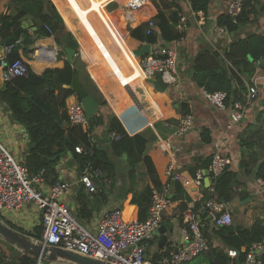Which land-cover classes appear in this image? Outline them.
Here are the masks:
<instances>
[{
	"label": "crops",
	"instance_id": "crops-1",
	"mask_svg": "<svg viewBox=\"0 0 264 264\" xmlns=\"http://www.w3.org/2000/svg\"><path fill=\"white\" fill-rule=\"evenodd\" d=\"M230 1L210 0L205 15L202 12L193 13L188 0H144L145 6L138 12L137 18L132 22L133 26L125 28L118 9L114 7V11L107 10L110 6H106L108 0H0V16L5 13L14 15L23 12L19 22H26L27 28L23 32L33 38L32 44L27 47L29 53L35 49L45 56L63 52L62 45L65 42L59 40L58 32H71L83 50L82 57L88 64V77L97 90L99 89L101 96L107 100L106 108L109 113L119 120L129 136L137 135L147 128L155 135V142L151 145L148 143L143 153L148 152L155 162L161 181L169 184V205L162 211V221L158 227L163 228L160 234L167 236L166 241L159 246L158 236L155 235L145 251L146 258L153 262L162 255L161 251L164 249L174 244H182V225L178 220L180 204H185L196 218L199 217L197 220H200L202 232H209L211 228L205 209L208 200L206 196L209 195L206 187L209 185V181H206L208 177L204 178L202 187L188 188L180 185L178 193V183L171 184L166 174L168 165H171L174 172L189 178L193 177L196 170H201L208 176L212 155L219 153L228 156L232 162L228 169L235 173L236 182L233 187L236 195L226 203L232 210L233 223L247 228L255 223L264 225V187L259 185V179L256 177L257 169L264 159V67L255 66L254 74L249 79L238 75L244 91L239 86V80L231 75L232 87L238 89L241 99H244L249 86L254 84L256 87L255 97L248 103L242 120L236 124H230L228 111L217 109L203 98V89L193 79L192 62L198 52L216 51L222 58L232 42L249 34L264 35V12H261L264 0L251 1V6L257 13L252 23L233 32H220L217 17L226 14ZM51 6L61 16L63 27L51 36H36L35 32L42 24L40 16L49 14ZM174 11H177L178 17L174 28L182 36L178 40L165 43L159 37L154 18L159 12L168 17ZM200 13L203 14V24L201 21L199 24ZM181 17L185 19L183 22H180ZM149 18L156 24L155 43H143L134 51L126 46L124 38L120 47L114 45L115 28L122 30L123 37L126 31L127 40L129 31L137 27L135 24L139 22L144 25ZM20 40L21 35L19 42ZM3 42L4 40L0 39V88L3 85L1 73L5 65ZM145 45L149 46V53L161 46L171 47L177 53V84L162 93H155L154 97L150 89L153 87L147 83L148 80L143 81V77L138 75L139 64L136 60L147 53L142 56L133 54L135 58L131 55V52L138 51ZM76 57L77 54L74 58ZM225 67L232 68L228 62H225ZM180 106H184L185 112L190 113L193 118V128L181 139L175 136L178 120L185 113ZM100 109L103 108L99 107L97 114ZM103 129L104 126L94 128V142L104 139ZM24 131L25 128L11 118L7 106L0 100V141L17 160L22 161L29 146V138ZM166 139L174 145L172 156L155 147L156 143ZM107 140L109 141V135ZM65 159L64 165L62 163ZM65 159L58 163L57 174L65 179H72L75 174L74 165L69 162L70 156ZM103 189L96 198L87 194V207L91 209V217L86 219L84 225H92L104 211L113 208H120L128 217L138 218L137 207L130 204L131 197L126 195V181L120 180ZM72 196L73 191L66 202H69L71 210H74L77 204ZM182 215L185 223L186 211ZM20 216L24 230L38 227V220L30 208L23 209ZM210 243L214 247H221L213 236Z\"/></svg>",
	"mask_w": 264,
	"mask_h": 264
},
{
	"label": "trees",
	"instance_id": "trees-1",
	"mask_svg": "<svg viewBox=\"0 0 264 264\" xmlns=\"http://www.w3.org/2000/svg\"><path fill=\"white\" fill-rule=\"evenodd\" d=\"M251 1L257 0H245L240 14L234 21L227 14L218 16L217 25L226 27L228 32H233L252 23L257 13L251 6ZM188 2L193 13L207 14L210 0H188ZM261 12H264V8ZM23 15V12H19L0 16V39L4 40L11 36L19 26ZM154 19L163 42L180 39L182 35L174 28L178 21L177 11L172 12L168 17L163 12H159ZM40 22L42 24L35 32L36 36L49 35L43 24L48 25L55 34L63 26V20L53 6L50 7L49 14L40 16ZM144 28L145 26L141 24L129 31L126 43L131 50H137L143 43L153 44L157 41V34L153 32L151 35H145ZM68 36L70 37L71 34L68 33ZM32 42V36L24 31L20 42L14 44L8 54H3L6 65L19 60L25 66L26 74L8 82H3L1 79L3 85L0 88V100L7 106L11 118L25 128L29 138V146L23 159L24 167L30 175L43 170L46 183L52 185L58 179L56 166L62 159L70 156L69 162L75 166L78 175L87 167H91L99 169L113 181L119 175L117 171L119 160H125L126 167L120 171L123 177L121 180L126 181V195L131 197L130 204L137 207L138 219L143 220L151 205L152 191H161L166 184L161 181L152 157L148 152L143 153L148 143L151 145L155 142V135L150 128H147L137 135L129 136L114 115L108 116L105 110L100 109L89 121V126L91 130L104 126V139L91 142L87 131L69 124L65 112V100L74 95L71 89L65 86H70L74 75H77L81 88L95 97L100 108L107 106L94 83L89 79L84 64L78 56L69 63L63 52L45 56L35 49L29 53L27 47ZM263 55L264 35L259 34H249L232 42L224 51L222 58L216 51L202 50L192 62L193 79L207 92L225 91L234 100H242L238 89L232 87L231 75L237 79L238 75L249 79L254 74L255 66H259L258 63ZM225 62L230 63L232 68L227 69ZM239 86L241 90H245L240 80ZM150 89L153 97L155 93H162ZM155 99L160 103L156 96ZM180 107L185 112L184 106ZM157 108L159 109L158 106ZM109 132H115L118 139L109 142L107 140ZM76 147L82 149L80 153L75 152ZM256 177L264 184V159L257 169ZM235 183V173L226 169L214 185V199L229 203L236 195L233 191ZM177 186V192L180 193V184ZM99 193L101 192L91 196L96 198ZM206 198L209 199L210 195ZM72 199L77 204V207L71 210L72 215L80 225H84L86 219L91 217V209L87 207L89 198L80 184L73 187ZM186 209L185 204H180L178 220L182 226L184 225L182 214ZM7 224L13 229L40 239L38 227L29 233ZM212 236L218 240L221 247L212 246L210 243ZM203 237L207 241L208 250L185 264H242L247 253L251 251V246L260 243L264 238V225L255 223L247 228L233 223L230 226L211 227L209 232H203ZM242 248L244 251H241ZM229 249L237 252L232 259L227 255ZM259 256L264 264V251ZM33 263L34 259L20 255L0 241V264Z\"/></svg>",
	"mask_w": 264,
	"mask_h": 264
},
{
	"label": "built area",
	"instance_id": "built-area-1",
	"mask_svg": "<svg viewBox=\"0 0 264 264\" xmlns=\"http://www.w3.org/2000/svg\"><path fill=\"white\" fill-rule=\"evenodd\" d=\"M245 0H231L228 3L226 14L234 21L240 14ZM114 5L119 16L124 21V27H132V22L137 18L138 12L145 6L144 0H108L106 6ZM199 24L204 22L200 13ZM185 19L180 18V22ZM139 26L141 23L137 22ZM145 35L155 32L156 24L149 18L144 23ZM43 27L49 34L53 32L48 25ZM220 32H226V27L219 26ZM17 40L14 44H18ZM13 44V45H14ZM13 45L4 47V55L8 54ZM143 81L161 76L168 87L177 84V53L168 46H161L137 60ZM26 74L25 66L15 60L4 65L1 79L8 82L17 76ZM256 87L253 84L247 89L242 100H234L225 91H202L203 98L213 104L217 109L228 111L230 124H236L243 118L248 103L255 97ZM65 112L70 125L79 126L88 132L91 142H94L93 128L89 126L83 107L75 95L65 100ZM193 128V118L190 113H184L178 120L175 136L179 139ZM26 131V130H25ZM24 131V133H26ZM27 134V133H26ZM118 139L116 134H109V141ZM157 148L167 155L172 156L174 145L169 140L156 143ZM80 147L75 152H81ZM66 159L64 160L65 165ZM228 156L215 153L210 159L208 176L196 170L193 177L174 172L171 165L166 168L170 181L183 187H202L203 180L208 177L207 186L210 198L205 204V209L211 222V227L219 228L233 224L232 210L226 203L214 199V185L218 177L231 166ZM75 168V166H74ZM57 172V166H56ZM112 179L99 169L87 167L81 174H75L72 179H65L58 174L57 181L49 185L45 181L44 171L30 175L23 165L22 160H17L0 141V217L7 223L23 231L20 213L23 209L30 208L38 220L41 228L40 241L48 245L59 246L79 254L98 258L113 264H185L198 254L208 250V244L203 237L202 225L197 220L191 209H186L187 220L180 228L182 244H174L164 249L156 261L146 258L145 251L154 238V231L162 221V211L169 205L167 191L169 184H165L161 191H152V201L147 216L143 220L128 217L120 208L104 211L92 225H80L71 212V207L66 200L71 195L73 187L80 184L83 191L88 194H97L101 189L109 187ZM259 185L264 184L259 180ZM35 228V227H34ZM244 251V248L241 249ZM264 251V238L260 243L253 244L242 264H262L260 253ZM235 250H228L227 255L232 259L236 256ZM33 264H67L63 262H45L41 259L34 260Z\"/></svg>",
	"mask_w": 264,
	"mask_h": 264
},
{
	"label": "water",
	"instance_id": "water-1",
	"mask_svg": "<svg viewBox=\"0 0 264 264\" xmlns=\"http://www.w3.org/2000/svg\"><path fill=\"white\" fill-rule=\"evenodd\" d=\"M25 28H27L26 22H21L20 26H18L12 32L11 36L4 39L3 45L5 47L13 45L19 39ZM62 47L66 60L69 63H72L79 47L76 38L72 36L62 45ZM146 53H149L148 45H145L138 51L133 52L135 56H142ZM258 64L260 65V67H264V55ZM147 83L150 84L158 92H164L168 88V86L163 83L160 75H157L155 79H149ZM66 88H70L73 94L77 96L80 104L83 107L85 117L88 121L96 116L99 104L89 92L81 88L77 75L73 76L70 86H66ZM206 181L208 182L207 179ZM171 184H174V182L171 181ZM67 204H69V202H67ZM197 219H199L198 216ZM162 229V227L157 228L153 233L154 236H158L159 246H162L167 239V236L160 234ZM169 233H172V229L169 230ZM0 241L13 248L20 255L27 256L34 260L41 259L45 262H63L67 264H113L111 262L85 256L59 246L45 244L44 242L32 236L13 229L1 217Z\"/></svg>",
	"mask_w": 264,
	"mask_h": 264
},
{
	"label": "rangeland",
	"instance_id": "rangeland-1",
	"mask_svg": "<svg viewBox=\"0 0 264 264\" xmlns=\"http://www.w3.org/2000/svg\"><path fill=\"white\" fill-rule=\"evenodd\" d=\"M71 1V0H70ZM151 1H153V0H151ZM115 6L114 5H110L108 8H107V10L108 11H114V10H116V8H114ZM94 8V7H93ZM63 27V26H62ZM61 27V28H62ZM60 28V29H61ZM70 32V31H69ZM58 34H59V40L60 41H62V42H66L68 39H70L72 36L73 37H75L71 32H70V34H71V36L69 37L68 36V33H66V34H63V33H61V32H58ZM126 34H127V32L126 31H124V41H125V44H126V46H127V43H126ZM76 38V37H75ZM76 40H77V38H76ZM128 47V46H127ZM83 50H82V48L80 47V45H79V47H78V53H77V56L79 57V59H80V61L84 64V68H85V71H87V66H88V64H87V61L84 59V57H82L83 55V52H82ZM138 72H139V67H138ZM138 75H140L139 73H138ZM141 77H142V75H140ZM96 87V86H95ZM97 88V87H96ZM99 90V89H98ZM103 96V95H102ZM102 98H104V96L102 97ZM104 100H106L105 98H104ZM105 102H107V100L105 101ZM107 107V106H106ZM106 107H101V108H103V110H105L106 112H107V114H108V116H111V113H109V111L107 110V108ZM113 116V115H112ZM110 133H113V134H116L115 132H109V134ZM109 134H107V135H109ZM126 166H125V160H119V167L117 168V171H118V173H119V175L113 180V184L115 183V182H118V181H120L121 180V178H123L122 177V175H121V173H120V171L121 170H123L124 168H125ZM10 224V223H9ZM12 225V224H11ZM38 229L40 230V232H41V228L38 226Z\"/></svg>",
	"mask_w": 264,
	"mask_h": 264
},
{
	"label": "bare ground",
	"instance_id": "bare-ground-1",
	"mask_svg": "<svg viewBox=\"0 0 264 264\" xmlns=\"http://www.w3.org/2000/svg\"><path fill=\"white\" fill-rule=\"evenodd\" d=\"M113 43L116 47H120L123 44V34H122L121 29L115 28L113 30ZM131 55L134 57L132 52H131ZM139 74L142 75V77H143L140 66H139ZM126 218H128V216H126Z\"/></svg>",
	"mask_w": 264,
	"mask_h": 264
}]
</instances>
